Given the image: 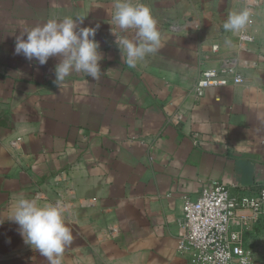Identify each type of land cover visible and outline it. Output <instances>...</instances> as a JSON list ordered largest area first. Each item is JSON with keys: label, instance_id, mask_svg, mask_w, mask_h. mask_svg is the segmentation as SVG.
Returning a JSON list of instances; mask_svg holds the SVG:
<instances>
[{"label": "crops", "instance_id": "crops-1", "mask_svg": "<svg viewBox=\"0 0 264 264\" xmlns=\"http://www.w3.org/2000/svg\"><path fill=\"white\" fill-rule=\"evenodd\" d=\"M139 2L161 45L131 68L112 29L135 31L115 26L113 0H0V264H48L7 217L21 197L54 199L57 176L96 202L65 217L74 238L61 264H195L178 248L185 200L216 180L236 197L264 188V0ZM250 3L246 25L226 31L229 14ZM66 17L96 28L99 79L72 72L58 86L60 57L40 65L15 53L25 29ZM241 31L254 37L247 53ZM233 57L256 63L240 64L243 82L196 96L202 69ZM239 214L249 221L242 245L264 264V214Z\"/></svg>", "mask_w": 264, "mask_h": 264}, {"label": "clouds", "instance_id": "clouds-1", "mask_svg": "<svg viewBox=\"0 0 264 264\" xmlns=\"http://www.w3.org/2000/svg\"><path fill=\"white\" fill-rule=\"evenodd\" d=\"M112 20L121 32L134 30L135 36L120 35L112 29L115 43L131 68L161 45V33L151 9L139 0H113ZM249 18L247 10L230 13L223 24L226 31L242 29ZM82 23V19L79 21ZM74 19L48 20L43 25L25 29L15 42V53L44 65L51 57H60L55 67L58 86L72 72L85 73L93 79L101 75L103 55L96 40V28L80 27ZM26 34V38H25ZM230 43V41H226ZM19 198L7 219L18 225L24 243L44 257L48 264H61L65 248L73 242V233L59 203L38 205L37 200Z\"/></svg>", "mask_w": 264, "mask_h": 264}, {"label": "built area", "instance_id": "built-area-1", "mask_svg": "<svg viewBox=\"0 0 264 264\" xmlns=\"http://www.w3.org/2000/svg\"><path fill=\"white\" fill-rule=\"evenodd\" d=\"M256 3L247 6L249 14L255 12ZM239 50L247 53L254 37L245 31L238 34ZM217 49L218 46H213ZM243 66H254L255 61L247 58L233 57L219 67L203 68L194 86L196 96H202L212 87L226 85L230 82L240 84L244 74L239 69ZM232 79V80H231ZM21 138L13 141L14 145ZM57 196L48 198L42 191L35 192L40 205L59 202L65 209V217L73 215L80 206L95 205L93 198H80L74 187L64 176L56 177ZM249 210L254 217L264 214V188L255 196H234L228 185L214 181L205 188L197 200L186 199L183 204V235L179 241V251L188 254L195 264H255L242 245V228L249 221L239 214ZM237 226V228H235ZM118 227H111L110 232L117 234Z\"/></svg>", "mask_w": 264, "mask_h": 264}]
</instances>
